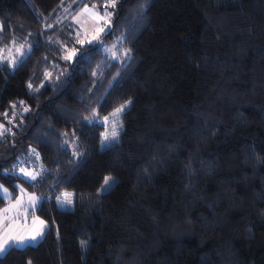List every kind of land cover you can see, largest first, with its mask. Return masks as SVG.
Masks as SVG:
<instances>
[{
    "label": "trees",
    "instance_id": "1",
    "mask_svg": "<svg viewBox=\"0 0 264 264\" xmlns=\"http://www.w3.org/2000/svg\"><path fill=\"white\" fill-rule=\"evenodd\" d=\"M75 1L0 0V209L23 189L46 225L0 264H264V0Z\"/></svg>",
    "mask_w": 264,
    "mask_h": 264
},
{
    "label": "rangeland",
    "instance_id": "2",
    "mask_svg": "<svg viewBox=\"0 0 264 264\" xmlns=\"http://www.w3.org/2000/svg\"><path fill=\"white\" fill-rule=\"evenodd\" d=\"M79 0L75 1V4H77ZM74 4V5H75ZM85 9H90L91 11H85ZM100 17H103V19H100ZM71 24L74 26L75 28V32L76 35L79 36L80 39V43H88V44H95L98 46V48L100 49V51L104 54V55H108L112 49H115L116 47H114L113 43L109 42L106 43L101 39L102 34L107 33L108 31V27H109V20L107 19V15H103V14H99L97 13L96 10H94L92 5H84L82 6L80 9H78V11H76V13L72 16V18L70 19ZM101 29H103V31H101ZM112 48V49H111ZM16 53L19 54V51H16ZM104 123L108 124V127L110 130L114 129V122H115V117L112 118H108L107 120H103ZM0 133H1V126H0ZM66 147H68L71 151L74 150L75 146H76V142L75 140L73 141H69L68 143L64 142L63 143ZM37 160H35V156L31 155V154H27L23 159H19L16 164H15V169L16 172H19V174L27 180H31L30 177L25 176L22 172L21 169H26L29 172L32 173H39L38 168H41V166L39 165V163H36ZM27 166H30L32 169L31 171L27 168ZM36 172H35V171ZM38 176V175H37ZM105 181L102 184V186L99 188L98 191L100 192H104L108 185L105 187ZM3 188V187H2ZM70 194V199L72 198V194ZM21 192H19L17 194V196L12 200V201H8L6 203L7 206H9L10 204H14V202L16 201L17 198L21 197ZM34 196V195H32ZM3 197H7V196H3ZM36 197V196H34ZM37 197H36V202H37ZM61 200V205H58V207L63 208V209H69L70 206H67L68 203L65 201V197L64 195H62L60 197ZM29 220H26V218H21L20 220L14 221V226H13V233L15 235H22L24 234L23 232L28 228V226L30 227L31 224L34 223H39V221H42L40 219H38L37 217L34 218H28ZM27 223H29V225H27ZM2 227V226H1ZM24 246V245H23ZM22 247V246H19Z\"/></svg>",
    "mask_w": 264,
    "mask_h": 264
},
{
    "label": "snow or ice",
    "instance_id": "3",
    "mask_svg": "<svg viewBox=\"0 0 264 264\" xmlns=\"http://www.w3.org/2000/svg\"><path fill=\"white\" fill-rule=\"evenodd\" d=\"M110 7H115V0H110ZM85 11H91L90 9H85ZM106 15H111V13H106ZM100 19H103V17H100ZM2 30V29H0ZM101 31H103V29H101ZM79 42V41H78ZM23 47V46H21ZM17 51H20V49L18 48ZM30 51V49H29ZM75 55V50L72 51L71 55H67L64 58L65 59H71L72 56ZM29 87H31V84L29 85ZM123 107L117 109L112 115L115 118L119 117L120 112L123 111ZM27 109H25L26 111ZM105 120H107L108 118L105 117ZM4 131H8V129H4ZM0 135H2V133H0ZM111 135L113 137H115L117 135L115 128L113 129ZM108 137L107 135L105 136V140H107ZM21 172L25 175L30 177L31 180H35L37 178V175H40L39 173H32L29 172L26 169H21ZM105 183L107 184L108 181L106 180ZM21 197L16 199V203L15 204H10L8 208H5L3 210L2 213H0V225H3L2 229H0V254H3L4 252L8 251L9 248L13 247V246H23L26 243H28L29 241H35L37 239V236L42 234V229L44 226V221H39V224L41 225V231L36 232L35 234H31V235H27V236H23V235H15L13 233V226H14V221H17L19 219H21L28 211V208L25 207L24 208V212L22 213L20 211V208L23 206V196L24 194V190L21 189ZM3 196H7L9 199H11L10 194L8 193L7 189L2 188V186H0V197ZM65 197V201L67 203H71V199H70V194L65 193L64 194ZM36 200V197L34 196H29L28 197V201H29V206H32L33 202ZM12 210H15V215L12 216V218H9V213L12 212ZM7 221V224H4V222ZM35 223V221H34Z\"/></svg>",
    "mask_w": 264,
    "mask_h": 264
},
{
    "label": "crops",
    "instance_id": "4",
    "mask_svg": "<svg viewBox=\"0 0 264 264\" xmlns=\"http://www.w3.org/2000/svg\"><path fill=\"white\" fill-rule=\"evenodd\" d=\"M29 196H32L31 194H25L24 196H23V206L20 208V211L23 213L24 212V208L25 207H27L28 208V211H27V213L22 217V218H26V220H29L28 218H34L35 216H33L31 213H32V211H33V209H34V207L36 206V204L38 203V201H39V199H37V202H36V200L33 202V204H32V206H29V201H28V197ZM16 203V201L14 202V204ZM8 205V204H7ZM7 205H5L2 209H0V213H2L3 212V210L5 209V208H8L9 206H7ZM15 215V210H12V212L11 213H9V218L11 219L12 218V216H14ZM20 220V219H19ZM4 224H7V221H5L4 222ZM27 225H29V223H27ZM3 227V225H0V229H2V227ZM45 229H46V225H45V223H44V226H43V229H42V234H43V232L45 231ZM39 231H41V225L39 224V223H33V224H31V226L29 227L28 226V228L23 232L24 234H22L23 236H27V235H31V234H35L36 232H39ZM42 234L41 235H39V236H37V239L35 240V241H29L28 243H26L25 245H34V244H36L39 240H40V238L42 237ZM24 245V246H25ZM13 247H19V246H13ZM23 247V246H22ZM1 255V254H0Z\"/></svg>",
    "mask_w": 264,
    "mask_h": 264
},
{
    "label": "built area",
    "instance_id": "5",
    "mask_svg": "<svg viewBox=\"0 0 264 264\" xmlns=\"http://www.w3.org/2000/svg\"><path fill=\"white\" fill-rule=\"evenodd\" d=\"M31 169H32V168H31ZM32 170H33V169H32ZM38 170H39V173H40V168H38ZM34 171H35V170H34ZM36 171H37V170H36ZM36 171H35V172H36Z\"/></svg>",
    "mask_w": 264,
    "mask_h": 264
}]
</instances>
